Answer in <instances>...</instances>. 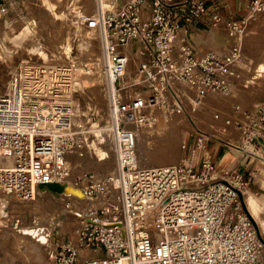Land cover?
<instances>
[{
  "label": "built area",
  "instance_id": "1",
  "mask_svg": "<svg viewBox=\"0 0 264 264\" xmlns=\"http://www.w3.org/2000/svg\"><path fill=\"white\" fill-rule=\"evenodd\" d=\"M97 5L96 16L87 21L102 37L117 168L101 178L86 173L83 189L88 196L108 186L118 189L121 221L114 223L105 209L92 210L76 239L47 264H261L263 242L244 205L249 181L236 169L220 172L208 150L211 139L199 132L181 163L143 168L137 136L127 127L134 120L152 121L144 112L148 105H165L170 95L178 101L182 84L200 99L228 94L239 77L242 48L195 54L181 31L206 16L204 0H97ZM248 11L251 17L264 13V0H252ZM7 13L0 5V19ZM211 20L219 26L222 17L214 13ZM246 21L229 22L230 35L242 34ZM127 45L139 55L149 97L140 92L130 99L133 86L124 82L129 56L122 50ZM69 102L34 101L14 78L0 94V213L9 198L31 200L36 187L67 182V154L81 146L84 132L83 125L73 128ZM249 117L254 127H246L251 131L245 130V140L252 143L264 131V107Z\"/></svg>",
  "mask_w": 264,
  "mask_h": 264
},
{
  "label": "rangeland",
  "instance_id": "2",
  "mask_svg": "<svg viewBox=\"0 0 264 264\" xmlns=\"http://www.w3.org/2000/svg\"><path fill=\"white\" fill-rule=\"evenodd\" d=\"M4 3L8 8V13L0 19V89L3 90L5 87L4 91L7 89L15 70L23 62L29 61L34 63V65L41 64L46 66L48 62L45 56L50 61H53V63H56L55 65L75 60L79 67L78 71L80 73L78 74L79 77L81 76V82L88 90V93H86L80 87V91L75 93L78 95V99L75 101V123L88 121L89 119L92 124L100 122L101 125H106L110 117V107L107 79L104 74L102 37L100 31L97 28L90 27L87 21L90 17L97 14V0H92L90 5L86 7L81 3V0H5ZM245 16H247V21L242 34L231 36L228 29L225 31V36L228 38V49L233 45H239L243 52V58L237 68L239 77L233 83L228 94L211 92L205 99H201L199 105H196L191 101L195 97L194 90L192 88L191 90L181 88V93L179 92L180 99L178 101L170 95L169 97L172 100L167 101L165 105L159 103L157 107L149 108V112L145 109L144 112L152 117V121L148 123L136 121L139 152H145L147 156L150 155V158H152L150 165L157 167L154 164L155 161H161L165 165L181 163L185 155L195 145L199 132H205L204 134L207 138L211 139L212 142H208V150L213 149L215 146L230 149L229 146H226L227 143L241 147L246 141L245 130L247 132L251 131L249 127L246 128L251 125L249 115H255L259 108L264 107V74L260 76L263 82H259L258 77L255 76L257 68L264 65V13L251 17L247 10ZM61 20H64L62 26L65 28V34L58 27L60 22H62ZM217 27L215 26L214 28ZM218 31L221 32V30ZM14 65L15 67L13 68ZM98 72V76L100 77V81L98 82L104 89L105 98H103L102 91L100 95L94 94L97 80L92 74L97 75ZM143 79L140 74L134 80L125 81L126 79H124L127 85L129 83V85H132L134 82L136 83V85H132L133 87L130 90V99L140 92L148 97L150 96L151 92L146 87V83L137 84L143 81ZM2 90L1 93H4ZM193 115H197L200 123L195 120ZM180 122L184 123L180 127H177ZM91 123L87 125V130L91 128ZM252 127L254 125H251ZM175 129L178 131L174 132ZM254 132L257 131L255 130ZM105 135L108 149H110L113 142L112 135L109 132ZM262 136H264V133H262ZM88 137L89 140H94V133L89 132ZM170 141H173V143ZM161 143L165 144L164 149H160L163 146ZM184 146H187V150ZM110 150L108 163L110 166L109 161H112V165L110 166L112 170L113 168H117V163L116 156L114 159V153ZM81 159L84 161L80 163L83 166L80 165V170L76 172L73 178L75 181L79 180L78 183L81 187L87 186V183L83 180L85 173L92 172L100 177L106 176L101 172L103 168L100 165L95 163L91 165L89 163L90 166L88 167V164H86L87 160ZM259 160L264 169V163L261 161L263 158ZM260 185H263V182H260ZM62 186L66 188L65 190L79 188L74 183L62 184ZM115 190L117 192L112 195L110 200L112 204L119 206L121 209L120 193L118 189ZM69 195L65 192H58V197L53 196L54 198L49 197L43 200L39 199V197L32 204L27 203L32 200L21 202L13 199L8 202L6 208L3 210V215L6 212H11L13 205L18 210L20 209V212L17 210L18 213L14 217L11 215L1 216L0 222H3V226L0 225V227L2 226L1 228L7 231L10 230V233L6 236L9 239L5 237V241L8 244L5 243L7 250L5 249L6 251L4 252L8 254L6 253L5 255L3 251L0 252V264H6L8 256L12 260V264H34L33 256L28 257L27 261H23L12 255L17 251V243L22 238L23 241L28 243L27 246L32 243V239L25 233L27 226L30 225L34 229L43 226V224L49 226L51 235H49L50 245L49 248L47 247L48 251L45 245L43 246L47 261L52 257L50 254L61 252L60 247L62 244L76 239L83 225L81 224L83 220L78 215H73L74 213H65L68 209L67 205L70 203ZM246 196L248 200L252 198L251 201L259 208V212L255 215L256 222H254L263 240L262 253L264 264V196L261 190H251ZM73 204L70 210L76 207ZM77 211L81 213V210L78 209ZM34 213L35 216H38V220L36 222L27 220V217H30L31 214L34 215ZM83 213L82 215H84ZM18 214H21L22 218ZM25 238L28 240L26 241ZM58 242L61 243L59 244Z\"/></svg>",
  "mask_w": 264,
  "mask_h": 264
},
{
  "label": "bare ground",
  "instance_id": "3",
  "mask_svg": "<svg viewBox=\"0 0 264 264\" xmlns=\"http://www.w3.org/2000/svg\"><path fill=\"white\" fill-rule=\"evenodd\" d=\"M90 2H92V0H81V3L84 4L85 7L89 6ZM88 9H89V7H88ZM61 21L62 22H60L58 27L60 28L61 32L65 34V32H64L65 28H63V26H62V23H63L64 20H61ZM181 32L184 33V30H182ZM61 38H63V37H61ZM58 41H60V40H58ZM178 41H179V39H178ZM122 50L124 51V53H126L129 56V64H128V67H127V70H126V73H125L126 74L125 75V79H126L125 81L130 80V79L134 80L136 77L138 78V75H139V72H138L139 55L132 52L130 45H127V46L123 47ZM133 56H134V59H133ZM45 58H46V60L48 62L46 66L41 65V64L34 65V63H31L29 61L23 62L22 65L19 66L18 69L15 70V73L13 74V78L18 80L20 82V84H22V86L24 88H26V90L30 94L31 99L34 100V101H40V102H46V103H51V102L61 103V102L70 101L69 104L71 106V111H72L71 117H72L73 128L76 130V129H78V127L80 125H83L84 128H85L84 132H82L81 135H80V139L81 140L79 139L80 142L82 141L81 142V146L77 150L68 152V154H67V162H68L69 175L70 176H69V178H68V180H67V182L65 184L74 183V185L76 187H79L80 189L79 188L78 189L77 188H69L68 190H64L63 191L65 193H67V194H70L69 195L70 203H69V205H67V207H68L67 211L65 210L66 212L65 211L64 212L65 213H69L70 212V214L74 213L73 215H75V214L78 215L79 217H81L80 219L83 220V222L81 224H84V222L86 221L88 216L91 215V211L92 210L96 211V209H101L102 208V209H105L108 214L112 215V219H113L114 223H118V222L121 221L120 210H119L120 207L117 206V205L112 204V201L110 200L112 195L115 194V192H117L114 189V187H109L108 186V189H106L105 192L100 193L98 196H88L85 193L83 187H81L80 185H76V181L73 179L75 174H76V172H78L80 170L79 168H81L80 167V165H81L80 163L84 162L81 158L87 160L86 164H88V167L90 166V164L93 165L94 163L97 164V165H100V167L103 168V169H101L102 170L101 172H103V175L112 176V175H114L116 173V168H113L112 170L110 169V166L112 165L111 164L112 161H109L110 162V166H109V163H108V158H109L108 156L110 154L109 153L110 149L114 153V159H115V156H116L114 137H113V133H112V131L110 129V117H109L108 123L106 125H101L100 122H96V123L92 124L89 119H88V121H79L78 123H75V119H74V115H75V112H76L75 111V108H76L75 107V101L78 99L77 98L78 95H76L75 93L80 91V87H81V89L83 91L88 93L87 87H85L82 84V82H81V78H80L81 76L79 77L78 73H80V72L78 71L79 67L77 66V61L72 60V61H69V62H67L65 64L55 65L56 63H53V61H50V59H48L46 56H45ZM131 59H132V63H131ZM14 67H15V65L13 66V68ZM98 71H99V69H98ZM67 72H70V76L71 77H67ZM94 74H95V72H94ZM94 74H92V75L95 76L96 80H97V82H96L97 83V87H95V88L93 87L94 88V94L100 95V93L102 91L103 92V98H105L104 97V89L100 86L101 84L98 82V81H100L99 80L100 77L98 76L99 72L97 73V75H94ZM104 74H105V72H104ZM262 74H264V66L263 65L259 66L257 68V70H256V73H255V76L258 77L259 82H263V80L260 79V76ZM105 77H106V74H105ZM56 83H57V86H56ZM143 83L144 84L146 83L145 78L143 79V81H140V83L138 82L137 84L139 85V84H143ZM132 85H136V83L134 82ZM186 85H184V84L180 85V89L182 88V89H185V90H191V87L188 84H186ZM4 89L3 90L0 89V94H3V92L1 93V90L4 91ZM5 92H6V90L4 91V93ZM78 94H80V93H78ZM190 99H192V98H190ZM171 100H172V98L169 97L167 101H171ZM191 101L194 104H196V105H199L201 103V99L197 98L196 95H195L194 99H192ZM155 107H157V104H150V105H148L146 107V111L149 112V108H155ZM107 109H108V106H107ZM104 115H102V116H104ZM193 117L195 118L196 121H198L197 115H193ZM184 122H186V121H184ZM89 123H91L92 125H91V128H89L87 130L86 128H87V125ZM183 123L180 122L179 126H177V127H180V125L183 124ZM219 123H220V121H219ZM221 125H223V124H221ZM127 127L130 128L137 136L136 120H134L133 122L129 123L127 125ZM177 131L178 130L175 129L174 132H177ZM89 132H93L94 133V140H89V137H88V133ZM107 132H109L112 135V140H113V142L111 143L112 146H110V149H108V145H107L108 142L106 140V135H105ZM262 133H264V132H262ZM137 142H138V140H137ZM170 142L173 143V141H170ZM164 143H161V144H163V146H161L160 149H164L165 148V144ZM243 145L244 146L247 145V147H244L246 149V151L255 153V149H254V145L253 144L247 143V141H245L243 143ZM157 149H158V147H157ZM142 153L139 152V148H138V162H139L140 166L143 167V168H147L149 166L150 167L151 166L155 167V165L148 164L149 160H148V163H146L145 160H147V159H145V160L143 159V155L144 154H142ZM149 157H150V155H149ZM89 160H91V161L88 162ZM110 160H112V159H110ZM153 160H154V158H153ZM157 162H158L157 166H165V164L164 165L161 164V161L160 162L157 161ZM81 166H83V165H81ZM100 167H98V168L100 169ZM104 169H105V172H104ZM107 169H110V170H107ZM96 172H100V171H96ZM98 177L101 178L100 176H98ZM250 191L251 190H249L244 195V203H245L244 205H245L246 211L248 212L251 220L253 221V223H254V225L256 227L255 215H256L257 212H259V208H258V206L255 205L254 202L251 201L252 198L249 199V200L247 199L246 195L249 194ZM53 196H57L58 197V192L57 191H53L51 189H48L47 187H36L35 188V194H34L35 198L33 197L34 199L32 198L31 199L32 201L31 202H27V203H33L34 201H37V199L39 197H40V199H46V198L53 197ZM13 199L15 201H21V202L22 201H24V202L26 201V200H22V199L17 198V197L9 198V199H7L4 202V205L7 206L8 201L9 200H13ZM27 201H30V200H27ZM99 201H100V203H98ZM71 202H73L74 204L71 203ZM72 204L75 205L76 207L73 210L72 209L70 210ZM78 209L81 210L80 211L81 213H79L77 211ZM17 210H18V208L13 205V208H12L11 212H6L3 215L2 214L3 211H2L0 213V220H1V216L5 217V216H8V215H11L12 217H14L15 214L18 213ZM18 211L20 212V209ZM82 212H84L83 214L85 216L82 215ZM32 214H31L30 217H27L28 218L27 220H29V221L32 220V221L36 222L38 220V216H35V213H34V215H32ZM28 215H30V214H28ZM18 216L22 218L21 214L20 215L18 214ZM33 216H34V218H33ZM25 218H26V216H25ZM2 223L3 222H0V225H2ZM1 227H0V252H2V251L4 252V251L7 250L6 247H5V243H7L5 241V237L10 233L9 232L10 230L7 231L6 229L1 228ZM6 228H8V227L6 226ZM256 229H257V227H256ZM11 230H12V228H11ZM257 232H258V229H257ZM25 233H26V235H28L32 239V243L29 246H27L28 243L23 241V238H22L17 243V246H16L17 247V251H15L14 254H12V255L16 256L18 259H21L23 261H27L28 257L33 256L34 257L33 258V263L34 264H47L49 261L46 260V254L44 255L45 251H44L43 246L45 245L46 250L48 251V248H49V245H50L49 244L50 243L49 235H51L50 234L51 231L49 229V226L46 225V224H43V226H40L39 228L34 229L32 227V225H30V226H27V228L25 230ZM6 238H8V237H6ZM161 239H162V236H159V240H161ZM25 240L27 241L28 239L25 238ZM34 240H36V241H34ZM261 241H263V240L261 239ZM58 243L60 244L61 242H58ZM10 245H9V247H11ZM10 249H12V248H10ZM6 253H5V255H6ZM55 255H56L55 252L52 253V255L50 254V256H52V257H54ZM16 257H14V258L16 259ZM6 262H7L6 264H12L13 263L12 260L9 259V256L7 257V261ZM125 264H128V263L126 262ZM261 264H263V253H262V256H261Z\"/></svg>",
  "mask_w": 264,
  "mask_h": 264
},
{
  "label": "crops",
  "instance_id": "4",
  "mask_svg": "<svg viewBox=\"0 0 264 264\" xmlns=\"http://www.w3.org/2000/svg\"><path fill=\"white\" fill-rule=\"evenodd\" d=\"M175 1L179 3L184 0ZM204 1L208 7L206 16L201 22L189 25L184 30V33H186V42L193 48L195 54L198 56L214 50L225 51L228 49V38L225 36L228 24L231 21L245 19L247 17L245 16V12L248 10V6L252 0ZM4 2L5 0H0V5L5 4ZM214 13H218L222 17L221 25L217 28H214L215 26L212 24L211 20V16ZM145 15H149V10L145 11ZM217 29L221 30V32ZM208 98H210V96H208ZM251 144L254 145L255 153L246 151L244 147L247 145L236 147L228 143L226 146H229L230 149L215 146L213 149H210L209 152L213 156L220 172L232 169L239 170L243 174L245 180L249 181L250 190H261L264 196V169L263 165L259 162V159L263 158L261 161L264 163V156H262L264 155V136L257 138L254 143ZM142 154H144L143 159H147L145 160L146 163H148L149 160L148 164H150L151 158L147 156L145 152ZM154 164L157 165L158 163L155 162ZM161 164L164 163L161 162ZM260 182H263V185H260ZM10 201L12 200L8 202Z\"/></svg>",
  "mask_w": 264,
  "mask_h": 264
},
{
  "label": "water",
  "instance_id": "5",
  "mask_svg": "<svg viewBox=\"0 0 264 264\" xmlns=\"http://www.w3.org/2000/svg\"><path fill=\"white\" fill-rule=\"evenodd\" d=\"M41 187H47L48 189H51L53 191H57V192H63L66 188L58 183H51V184H48V185H44V186H41ZM6 208V207H5ZM246 211V209H245ZM247 212V211H246ZM248 214V212H247ZM249 215V214H248ZM250 217V216H249Z\"/></svg>",
  "mask_w": 264,
  "mask_h": 264
}]
</instances>
